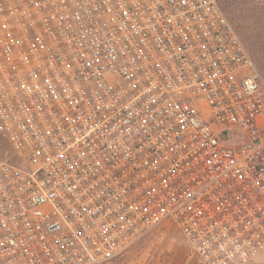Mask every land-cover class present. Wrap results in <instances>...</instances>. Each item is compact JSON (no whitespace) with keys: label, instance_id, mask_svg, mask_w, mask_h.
<instances>
[{"label":"built area","instance_id":"2783aa9c","mask_svg":"<svg viewBox=\"0 0 264 264\" xmlns=\"http://www.w3.org/2000/svg\"><path fill=\"white\" fill-rule=\"evenodd\" d=\"M220 0H0V264L120 261L176 225L264 251V87Z\"/></svg>","mask_w":264,"mask_h":264},{"label":"rangeland","instance_id":"374dc122","mask_svg":"<svg viewBox=\"0 0 264 264\" xmlns=\"http://www.w3.org/2000/svg\"><path fill=\"white\" fill-rule=\"evenodd\" d=\"M224 3L223 8L226 13L229 10L235 18V22L232 23L257 62L264 87V0H224ZM246 41L255 52L254 55ZM100 264H203V262L180 229L174 224L166 223L137 242L120 261ZM252 264H264V251Z\"/></svg>","mask_w":264,"mask_h":264},{"label":"trees","instance_id":"16d2710c","mask_svg":"<svg viewBox=\"0 0 264 264\" xmlns=\"http://www.w3.org/2000/svg\"><path fill=\"white\" fill-rule=\"evenodd\" d=\"M220 2L222 3V5H224L225 6V3H224V0H220ZM228 15H229V17H230V19L232 20V22H235V18L231 15V12H229V10H228ZM237 27V26H236ZM239 27V26H238ZM246 43H247V45H248V47L250 48V50H251V52H252V54L254 55L255 54V52L253 51V49L251 48V46H250V44H249V42H247L246 41Z\"/></svg>","mask_w":264,"mask_h":264}]
</instances>
